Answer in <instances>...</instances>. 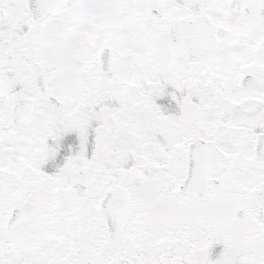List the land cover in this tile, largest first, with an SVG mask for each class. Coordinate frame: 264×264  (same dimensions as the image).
I'll list each match as a JSON object with an SVG mask.
<instances>
[{
    "label": "snow or ice",
    "instance_id": "6c2138e0",
    "mask_svg": "<svg viewBox=\"0 0 264 264\" xmlns=\"http://www.w3.org/2000/svg\"><path fill=\"white\" fill-rule=\"evenodd\" d=\"M0 264H264V0H0Z\"/></svg>",
    "mask_w": 264,
    "mask_h": 264
}]
</instances>
